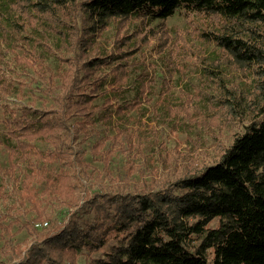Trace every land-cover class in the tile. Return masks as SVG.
<instances>
[{
  "label": "trees",
  "instance_id": "1",
  "mask_svg": "<svg viewBox=\"0 0 264 264\" xmlns=\"http://www.w3.org/2000/svg\"><path fill=\"white\" fill-rule=\"evenodd\" d=\"M134 17L197 56L182 101ZM80 259L264 264V0H0V264Z\"/></svg>",
  "mask_w": 264,
  "mask_h": 264
},
{
  "label": "rangeland",
  "instance_id": "2",
  "mask_svg": "<svg viewBox=\"0 0 264 264\" xmlns=\"http://www.w3.org/2000/svg\"><path fill=\"white\" fill-rule=\"evenodd\" d=\"M133 21L131 24H129L128 31L133 33L132 35L135 36L136 39H141V35L143 33H146L147 38L149 39L148 42L141 43L142 48L138 51L140 53L145 54L144 61L146 62L147 66H149V69L152 70V73L159 72L160 69L165 70L167 65L170 63H174L175 61H178L179 65H181L183 71L181 73H175L174 75V84L175 87L173 89V100L175 102H180L183 100L182 94H180V88H182L184 85L185 88H188L191 86L192 83L197 81V73L195 70V62L197 56H190L186 60H181L178 57H172L173 49L169 47L156 45L155 42L157 39L158 31H160L161 24L153 23L150 24L148 21H141L142 19H139L137 17L133 18ZM147 20V19H146ZM205 20V21H204ZM206 20H211L210 17L204 18L201 16H198L196 14H191L188 12L181 11L180 13L176 14L175 16H172L167 19V24L169 27L170 33H188L185 36L189 39V41L194 44V48L199 50L197 47H200L202 50L205 48L207 51V54H213L215 53V47L213 44L205 42L204 38L199 39V28L205 26ZM113 32H109L108 35H106L107 40H109L108 36H112ZM172 35V34H171ZM105 44L107 41L105 40ZM110 45V44H109ZM161 48V51L159 49ZM142 51V52H141ZM175 60V61H174ZM156 70V71H155ZM192 82V83H191ZM160 85V82L158 83ZM182 93V92H181ZM9 98L15 99L16 96H10ZM138 113V112H136ZM150 108H147L142 115H135L132 117V120H135L136 122L134 124L140 125L138 120L142 119L143 121H148L149 126L151 124H157L160 129H162L161 122L162 119L159 121L154 120L152 123L149 119V116L152 115ZM101 127L105 128L103 124H101ZM169 131V129L167 130ZM183 137V134L180 135ZM79 264H82V259H80Z\"/></svg>",
  "mask_w": 264,
  "mask_h": 264
}]
</instances>
